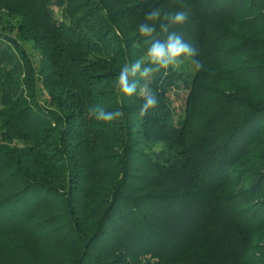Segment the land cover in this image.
<instances>
[{
    "label": "trees",
    "instance_id": "16d2710c",
    "mask_svg": "<svg viewBox=\"0 0 264 264\" xmlns=\"http://www.w3.org/2000/svg\"><path fill=\"white\" fill-rule=\"evenodd\" d=\"M22 263L264 264V0H0Z\"/></svg>",
    "mask_w": 264,
    "mask_h": 264
},
{
    "label": "rangeland",
    "instance_id": "374dc122",
    "mask_svg": "<svg viewBox=\"0 0 264 264\" xmlns=\"http://www.w3.org/2000/svg\"><path fill=\"white\" fill-rule=\"evenodd\" d=\"M186 96H187L186 90H181L177 94H172L171 98H172L173 105L176 108L177 113L183 112Z\"/></svg>",
    "mask_w": 264,
    "mask_h": 264
},
{
    "label": "clouds",
    "instance_id": "9594fccd",
    "mask_svg": "<svg viewBox=\"0 0 264 264\" xmlns=\"http://www.w3.org/2000/svg\"><path fill=\"white\" fill-rule=\"evenodd\" d=\"M178 19H183V14H181L179 17H178ZM184 49H182V48H176V49H174V51L175 52H177V53H179L180 51H183ZM150 103H151V101H150Z\"/></svg>",
    "mask_w": 264,
    "mask_h": 264
}]
</instances>
